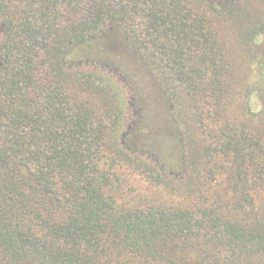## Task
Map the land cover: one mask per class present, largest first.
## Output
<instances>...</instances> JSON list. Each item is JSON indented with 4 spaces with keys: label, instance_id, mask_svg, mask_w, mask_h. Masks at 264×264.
Instances as JSON below:
<instances>
[{
    "label": "trees",
    "instance_id": "obj_1",
    "mask_svg": "<svg viewBox=\"0 0 264 264\" xmlns=\"http://www.w3.org/2000/svg\"><path fill=\"white\" fill-rule=\"evenodd\" d=\"M263 39L264 0H0V264H264ZM127 44L180 172L124 144Z\"/></svg>",
    "mask_w": 264,
    "mask_h": 264
},
{
    "label": "rangeland",
    "instance_id": "obj_2",
    "mask_svg": "<svg viewBox=\"0 0 264 264\" xmlns=\"http://www.w3.org/2000/svg\"><path fill=\"white\" fill-rule=\"evenodd\" d=\"M211 1L219 7H222L225 3V0ZM261 43H264V39L261 40ZM111 64L109 66L111 67L110 71H113L116 67ZM94 67L95 66L89 68L93 69ZM144 70L145 69L139 68L137 64L130 63L128 68L124 69L125 76H121L116 71L114 72L116 80L118 79L121 85L125 84V86H127L125 90L127 114L124 122L125 127L122 131L124 144H129L143 152L154 149H156L158 154L163 152V157L165 156L166 159H168L167 162L170 168L180 172L184 164L181 162V151L176 143V132H171L170 134L161 124L156 122L158 114L161 116V119L165 121L163 118L168 114V110L163 107L161 101L158 99V91L161 92V90L158 89L157 92L155 91L152 86L153 84L149 82L151 79L147 78V74H145ZM261 102L262 101L259 100L258 103ZM137 123H139V125H136ZM132 125L133 127H131ZM126 132L127 134L124 136ZM167 137L171 138L172 142L167 141ZM156 140L161 142L159 148L154 144Z\"/></svg>",
    "mask_w": 264,
    "mask_h": 264
},
{
    "label": "flooded vegetation",
    "instance_id": "obj_3",
    "mask_svg": "<svg viewBox=\"0 0 264 264\" xmlns=\"http://www.w3.org/2000/svg\"><path fill=\"white\" fill-rule=\"evenodd\" d=\"M121 55L118 58H114L112 60V64L113 66H115V69L118 68H122V69H126L128 68V65L130 63L133 64H137V66L141 69H145L144 72L145 74H147V78L151 79V81H149L151 84H153L152 86L154 87L155 91L157 92L158 89H162L161 87V82L159 80V78L157 77V75L154 72H150V70L145 66V62L143 60H138L136 58H134L133 56V51L131 50V47L127 44L125 46H123V49L121 51ZM140 59V58H139ZM158 99L161 101V104L163 105L164 108H166V110H168V114H166V116L163 118L165 121H163L161 119V116L158 114V119L156 120V122H158L159 124H161L163 126V128H165L167 130L168 133L171 134V132H176V138L178 137V131L174 122V116L173 113L171 111V108L168 106V102L164 97V94L161 93L160 91H158ZM140 104V103H139ZM138 110V109H136ZM155 117V116H153ZM155 122V124H156ZM125 136V134H124ZM167 141H171L172 139L167 137L166 138ZM154 144L159 148V146L161 145V142H159L158 140L154 141ZM156 150V149H155ZM149 154H151L152 152H154L153 150L148 151ZM157 152V151H156Z\"/></svg>",
    "mask_w": 264,
    "mask_h": 264
}]
</instances>
